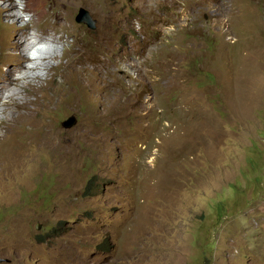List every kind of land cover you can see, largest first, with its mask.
<instances>
[{
    "label": "rangeland",
    "instance_id": "374dc122",
    "mask_svg": "<svg viewBox=\"0 0 264 264\" xmlns=\"http://www.w3.org/2000/svg\"><path fill=\"white\" fill-rule=\"evenodd\" d=\"M70 5L94 94L52 125L81 155L38 147L26 162L25 129L6 126L0 264H264V0ZM53 72L61 88L68 71ZM91 118L111 137L91 140Z\"/></svg>",
    "mask_w": 264,
    "mask_h": 264
},
{
    "label": "bare ground",
    "instance_id": "6f19581e",
    "mask_svg": "<svg viewBox=\"0 0 264 264\" xmlns=\"http://www.w3.org/2000/svg\"><path fill=\"white\" fill-rule=\"evenodd\" d=\"M74 1L76 0H47L43 2L40 12L27 5L24 9L35 15L37 27L45 34L56 32L67 34L69 37L75 34V38H72L75 43L66 52L64 61L61 63L63 68L65 66L68 71L67 77H64L65 74L60 75L61 79L63 78V86L61 88L47 86L48 95L45 101H39L40 94L37 93L43 87L33 89L38 94L36 100L18 108L12 127L25 129L27 142L22 152L25 160H28L33 152L32 150L38 147L56 149L62 145L67 151L75 152L78 156L81 155L77 145L74 144L77 135L69 136L68 140L70 142L61 143L57 130L52 125L53 115L60 109L75 112L84 93L89 96L94 94L88 77V67L92 66L90 64L92 36L81 26L73 23V10L69 5ZM17 10L18 6L15 0H0V17L6 25L3 37L0 36V81L6 79L10 82L12 69L22 67L24 62V57L17 53L22 47L20 38L28 31V28H20L18 23L12 22L15 20ZM5 67L8 69L7 73L3 72ZM55 81L54 77L50 80L52 83H55ZM103 118L107 124L111 123L107 115ZM83 129L91 140H94L100 134L104 137H111L108 132H101L96 128L93 118L83 124ZM4 137H0V140ZM12 155L13 153H11ZM34 155L32 156L34 157ZM58 162L61 163L60 160Z\"/></svg>",
    "mask_w": 264,
    "mask_h": 264
},
{
    "label": "clouds",
    "instance_id": "9594fccd",
    "mask_svg": "<svg viewBox=\"0 0 264 264\" xmlns=\"http://www.w3.org/2000/svg\"><path fill=\"white\" fill-rule=\"evenodd\" d=\"M17 6L15 20L12 22L18 23L20 28H28L20 38L22 47L17 53L24 57V62L22 67L12 69L10 82L6 79L0 81V125L5 126L0 127V137L6 135V126L14 122L18 108L34 100L29 92L47 86L55 75L53 69L61 65L66 52L75 43L64 33L45 34L37 27L35 15L24 10L26 5L23 0H17ZM92 19L96 23V20ZM7 71L5 67L3 72L7 73ZM57 80L63 83L60 77H57Z\"/></svg>",
    "mask_w": 264,
    "mask_h": 264
},
{
    "label": "water",
    "instance_id": "95a60500",
    "mask_svg": "<svg viewBox=\"0 0 264 264\" xmlns=\"http://www.w3.org/2000/svg\"><path fill=\"white\" fill-rule=\"evenodd\" d=\"M76 19L78 21H83L85 22L88 26H90L91 28L94 27V23L95 21L91 18V16L89 15L87 10L81 9L79 14L77 15ZM76 122L74 117H70L66 120H64L62 122L63 126L65 127H71L72 125H74Z\"/></svg>",
    "mask_w": 264,
    "mask_h": 264
}]
</instances>
